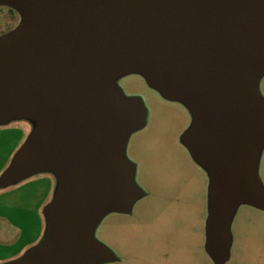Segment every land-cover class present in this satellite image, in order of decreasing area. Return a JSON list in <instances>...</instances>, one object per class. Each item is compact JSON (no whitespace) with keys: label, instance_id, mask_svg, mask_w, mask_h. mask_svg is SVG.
<instances>
[{"label":"water","instance_id":"1","mask_svg":"<svg viewBox=\"0 0 264 264\" xmlns=\"http://www.w3.org/2000/svg\"><path fill=\"white\" fill-rule=\"evenodd\" d=\"M20 24L0 39V119L43 111L46 126L17 156L10 176L55 166L63 176L47 211L43 242L11 264H97L108 250L87 240L107 208L137 194L121 158L138 105L107 86L138 66L154 82L191 97L199 114L189 134L212 169L208 248L227 257L226 224L235 203L264 206L253 148L264 140V104L254 81L264 71V0H0Z\"/></svg>","mask_w":264,"mask_h":264},{"label":"rangeland","instance_id":"2","mask_svg":"<svg viewBox=\"0 0 264 264\" xmlns=\"http://www.w3.org/2000/svg\"><path fill=\"white\" fill-rule=\"evenodd\" d=\"M11 8L0 4V39L21 22L11 17ZM107 86L140 110L121 144L137 194L123 209L103 210L91 225L87 240L110 253L97 264H216L207 236L214 175L188 142L199 124L194 101L154 82L138 66L111 75ZM254 89L264 104V71L256 76ZM47 121L35 109L0 119V264L20 261L43 242L47 211L62 193L63 176L55 166L10 176L19 153ZM252 158L264 194V140L253 148ZM225 230L224 264H264V206L238 200Z\"/></svg>","mask_w":264,"mask_h":264},{"label":"flooded vegetation","instance_id":"3","mask_svg":"<svg viewBox=\"0 0 264 264\" xmlns=\"http://www.w3.org/2000/svg\"><path fill=\"white\" fill-rule=\"evenodd\" d=\"M10 13H11V17L12 18H17L18 19V22H20V20H22V16H21L20 12L17 9L12 7Z\"/></svg>","mask_w":264,"mask_h":264}]
</instances>
